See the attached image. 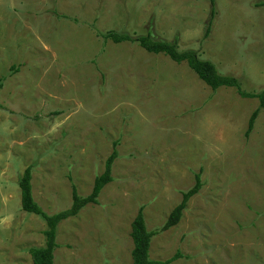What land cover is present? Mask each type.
I'll use <instances>...</instances> for the list:
<instances>
[{
    "label": "rangeland",
    "instance_id": "obj_1",
    "mask_svg": "<svg viewBox=\"0 0 264 264\" xmlns=\"http://www.w3.org/2000/svg\"><path fill=\"white\" fill-rule=\"evenodd\" d=\"M264 0H0V264H34L46 222L21 206L33 166L50 215L89 195L116 150L114 182L58 229L56 264H132V224L146 206L163 226L203 169L182 221L155 237L151 260L264 264V111L234 88L216 94L187 63L97 33L152 34L196 51L244 91L264 87ZM12 67L17 71L13 72Z\"/></svg>",
    "mask_w": 264,
    "mask_h": 264
},
{
    "label": "trees",
    "instance_id": "obj_2",
    "mask_svg": "<svg viewBox=\"0 0 264 264\" xmlns=\"http://www.w3.org/2000/svg\"><path fill=\"white\" fill-rule=\"evenodd\" d=\"M257 6L264 7V2L258 4ZM216 15V3L215 0H211V20L205 34V39L210 35ZM97 34L105 44L108 42H112L116 45L124 43L136 44L150 54L165 55L178 65L187 63L199 79L208 85L215 94L219 89L227 87L236 89L242 98L258 100L259 107L252 113L249 119L246 136L248 137L254 131L259 115L261 111H264V87L258 92H246L243 90L240 81L237 78L230 75L220 74L216 65L210 61L202 60L198 52L180 51L176 42L158 40L150 33L145 36L138 37H132L129 34H123L116 31H110L106 34ZM12 71L15 72L17 69L12 67ZM2 88L3 82L0 83V91ZM117 145L118 141L114 143V150L106 162L104 174L96 178L92 192L87 196H81L78 193L76 186L73 185V204L71 208L53 215L45 212V210L35 201L32 185L33 166L28 167L24 171L19 181L22 210L26 213L41 217L46 222L47 226V230L44 233L45 245L43 247L31 248L29 250L34 264H56L55 251L58 248L57 237L59 226L63 222L77 217L85 208H87V206L99 205V198L103 190L109 184L114 182L113 166L119 156L116 150ZM202 175L203 169H200V171L196 174L195 185L186 191H182L181 202L173 210L163 226L152 230L148 229L145 217L146 206H140L137 216L132 224L131 238L134 246L132 251V264H172L182 258V255L177 254L165 262L153 261L150 257V248L155 237L176 227L182 221L190 201L199 195L204 187Z\"/></svg>",
    "mask_w": 264,
    "mask_h": 264
}]
</instances>
